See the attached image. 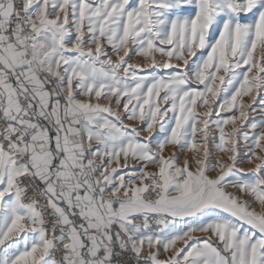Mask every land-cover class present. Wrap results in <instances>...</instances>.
<instances>
[{
	"label": "snow or ice",
	"instance_id": "1",
	"mask_svg": "<svg viewBox=\"0 0 264 264\" xmlns=\"http://www.w3.org/2000/svg\"><path fill=\"white\" fill-rule=\"evenodd\" d=\"M141 261L264 264V0H0V264Z\"/></svg>",
	"mask_w": 264,
	"mask_h": 264
},
{
	"label": "rangeland",
	"instance_id": "2",
	"mask_svg": "<svg viewBox=\"0 0 264 264\" xmlns=\"http://www.w3.org/2000/svg\"><path fill=\"white\" fill-rule=\"evenodd\" d=\"M245 99H247V98H245ZM250 119L259 120V119H261V116H260L258 113H254V114L251 115ZM170 151H171V148L166 149L165 154H166V155L169 154ZM152 167H153V166H151V165L149 166L150 169H151ZM247 167H251V165H247ZM247 178H251V177L249 176V177H247ZM228 190H229V191H233L232 189H228ZM140 264H145V262H144V261H141Z\"/></svg>",
	"mask_w": 264,
	"mask_h": 264
}]
</instances>
